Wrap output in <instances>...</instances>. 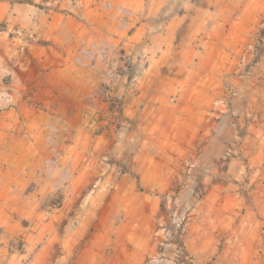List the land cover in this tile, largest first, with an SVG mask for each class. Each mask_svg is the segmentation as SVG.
I'll return each instance as SVG.
<instances>
[{"label": "rangeland", "instance_id": "374dc122", "mask_svg": "<svg viewBox=\"0 0 264 264\" xmlns=\"http://www.w3.org/2000/svg\"><path fill=\"white\" fill-rule=\"evenodd\" d=\"M5 13L0 264H264V99L244 94L264 55V14L252 38L235 42L240 7L218 12L222 41H206L204 23L181 73L170 57L153 60L167 89L134 118L125 117V93H139V57L122 49L107 57L76 143L65 130L48 132L56 113L33 101V37L7 26ZM19 148L21 169L6 177Z\"/></svg>", "mask_w": 264, "mask_h": 264}, {"label": "crops", "instance_id": "0c3cea01", "mask_svg": "<svg viewBox=\"0 0 264 264\" xmlns=\"http://www.w3.org/2000/svg\"><path fill=\"white\" fill-rule=\"evenodd\" d=\"M206 2L204 7L193 0H76L74 4L70 0L24 3L4 0L0 2V10L6 12L7 26L15 25V29L33 37L31 55L37 58L36 65L40 68L30 78L38 91L33 101L50 105L56 113L49 116L54 129L49 127L48 132L57 134L65 130L78 143L86 127L83 112L96 104L95 91L106 81L107 57L120 49L131 56L133 62L139 57L143 73L137 85L139 93L135 96L131 91L125 93L128 98L125 117L134 118L145 110L154 95L162 98L154 92L167 89L161 81V67L153 66V60L170 57L172 67L176 66L171 67L173 73H181L184 52L194 51L189 44L199 40L204 23L208 27L206 41L211 44L222 41L223 37L216 35L218 12L240 7V18L229 31H240L238 38L232 39L235 42L252 38L264 14V0ZM16 41L18 45L20 39L16 37ZM258 65L251 78L256 85L249 87V82L245 83L244 94L255 92L264 99V55ZM119 84L117 90L124 93L125 89ZM25 102L22 101L20 107H27ZM27 122L33 124V119ZM21 130L22 126L17 129L18 135ZM39 133L40 129L33 132L35 137ZM13 151L17 157L7 167L6 177L21 169L23 150Z\"/></svg>", "mask_w": 264, "mask_h": 264}]
</instances>
